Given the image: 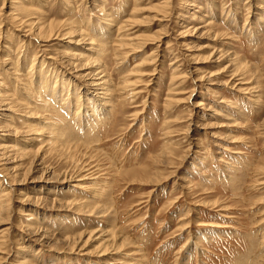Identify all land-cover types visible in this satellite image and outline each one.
Listing matches in <instances>:
<instances>
[{
  "label": "rangeland",
  "instance_id": "rangeland-1",
  "mask_svg": "<svg viewBox=\"0 0 264 264\" xmlns=\"http://www.w3.org/2000/svg\"><path fill=\"white\" fill-rule=\"evenodd\" d=\"M9 1L0 0V95L13 111L1 104L0 170L8 178L0 177L12 202L0 215V235L9 237L0 264H264V0H169L167 7L165 0H49L43 15L75 21L96 40L97 55L70 38L41 49L33 35L12 29ZM129 37L147 45L124 46ZM76 51L99 58L111 81L116 107L96 133L86 127V109L75 108L78 95L93 97L65 63L85 62ZM36 55L50 64L32 67ZM144 59L140 68L153 76L135 73ZM53 67L70 79L64 93ZM53 80L56 99L43 97L53 98L60 117L27 96L40 89L36 81ZM68 92L70 99L60 96ZM53 114L66 119L72 140H48L42 120L53 122ZM93 231L108 234L83 247Z\"/></svg>",
  "mask_w": 264,
  "mask_h": 264
},
{
  "label": "bare ground",
  "instance_id": "bare-ground-1",
  "mask_svg": "<svg viewBox=\"0 0 264 264\" xmlns=\"http://www.w3.org/2000/svg\"><path fill=\"white\" fill-rule=\"evenodd\" d=\"M39 2V3H37V2ZM48 1L49 0H33L32 2V4H35L34 5V7L33 6H30L29 5V7L26 5L25 6V0H10L9 2L11 3V6H10V10H9V21H11L10 23H12L11 25L13 26L12 27V29L14 30V31H24V32H26L27 34L25 35V37H29V36H31V35H33L37 40H38V43H39V45H38V47H40L41 49L42 48H46L48 45L47 44H42V42H50V41H52V40H54V39H59V38H65V39H68V38H70V39H74L73 40V42H75V44H79L80 42H83V43H85L87 46H88V49H86V47H84L83 46V50H89V51H91V52H93L94 54H96V53H98V52H100V49L98 48V44H97V42H96V40L93 38V37H91V35H89V34H87V33H85V29L83 30L82 28H81V26H77V25H75L76 24V22L75 21H71V22H69V21H56V19L54 20V19H48V18H46V16H44L43 15V12H44V10H42L43 9V6H46V4L48 3ZM164 1V0H163ZM29 2H30V0H29ZM29 4H31V3H29ZM137 4V3H136ZM163 5H165L166 7L167 6H169V4H170V1L169 0H165L163 3H162ZM161 5V4H160ZM200 5V4H199ZM33 7V8H32ZM163 7V6H162ZM196 7H198V5L196 6ZM200 7V6H199ZM203 6H201L200 8H202ZM154 8V7H153ZM160 8V7H159ZM164 9V8H163ZM204 9V8H203ZM168 10V9H167ZM140 11H142V9L140 10V9H137V10H135V14H138ZM165 11H166V9H165ZM164 11V12H165ZM38 12H41L42 14H38ZM168 12H170L169 10H168ZM46 13V12H45ZM134 14V13H133ZM133 14H131L130 16H132ZM162 14V13H161ZM46 15V14H45ZM167 15V14H166ZM205 16H207V14H205ZM154 17H157V16H153L152 18H154ZM161 17V16H160ZM163 17V16H162ZM26 19V20H25ZM135 18L134 17H132L131 19L129 18V20H134ZM158 19V18H157ZM116 20V19H115ZM129 20H126V22H128ZM199 20V19H198ZM107 21H109V20H107ZM153 21H154V19H153ZM212 22V21H211ZM210 22V23H211ZM81 23V22H80ZM106 23H108V22H106ZM82 24V23H81ZM119 24V23H118ZM107 26H108V24H106ZM126 25H128V23H125L124 24V26H126ZM192 25V24H191ZM191 25H187L188 26V31H195L196 32V30H198V29H201L202 27H197V28H195L194 26H191ZM194 25V24H193ZM110 26V25H109ZM112 26V25H111ZM110 26V27H111ZM118 26V25H117ZM124 26H119L121 29L124 27ZM9 28V27H8ZM101 28V27H100ZM109 28V27H108ZM194 28V29H193ZM117 29H119L118 27H117ZM12 32V34H14L15 32ZM120 31V30H119ZM118 32V31H117ZM199 32V31H198ZM208 32V31H207ZM6 33H7V31H6ZM203 33V32H202ZM4 34V31H3V29H2V26H0V39L2 38V35ZM25 34V33H24ZM98 34V33H97ZM193 33H191V35H192ZM198 34V33H197ZM201 34V33H200ZM204 35V34H203ZM16 36V35H15ZM20 36V35H19ZM18 36V37H19ZM32 36V37H33ZM129 36V35H128ZM199 37H200V35H199ZM19 38H21V37H19ZM100 38V37H99ZM107 38V37H106ZM106 38H104L103 40H105ZM5 39V38H4ZM22 39V38H21ZM34 39V38H33ZM108 39V38H107ZM141 39L143 40V38L141 37ZM100 40H102V39H100ZM129 41H131V42H128V43H126V42H123V45L124 46H128V45H133V47L135 46V47H140V46H138V45H145L146 43H144V42H141V43H137V41H136V38H130L129 37V39H128ZM136 41V42H135ZM101 42V41H100ZM99 42V43H100ZM103 43V42H102ZM62 44V43H61ZM65 44V43H64ZM72 44H74V43H72ZM1 45V44H0ZM66 45V44H65ZM92 45H96V46H92ZM102 45V44H101ZM147 45V44H146ZM4 46V48H5V51L8 53H6L7 55V57H9L10 55H11V46L8 44V42H5V44L3 45ZM62 46H64V45H62ZM67 46V45H66ZM65 49H67V48H65ZM46 50V49H45ZM62 52V51H61ZM64 53H66V52H64ZM92 53V54H93ZM231 54V53H230ZM74 55L75 56H77V57H79V59H77V60H79V61H83V60H85V62H83V63H81V62H79L80 64L79 65H76L75 64V62L74 61H71V60H69V61H67V62H65V63H67V65H69V64H71V65H73L74 66V68L77 70V73H78V75L80 76V78H82V79H84V85L87 87V88H89V89H91V90H93V97H87L86 99H83L82 98V96L81 95H78L77 96V100H76V104L78 105H75V108H77L76 110L77 111H79V110H84V108L86 109V110H84V112H83V114L82 115H84V117H85V121H87V123H86V127H87V129H89V130H91L92 132H94V133H96L97 132V130H98V128H97V126L102 122V121H105L106 119H108V117H110V114H111V116H112V113L114 112V108L116 107V103H115V101H114V99H113V95H112V89H110L109 88V85H110V83H111V81H110V78H109V76L107 75V73H106V71H105V69H102V67L100 66V59L99 58H96L95 57V59H92V58H88L90 55H88V56H85L86 54L84 53V52H75L74 53ZM97 55V54H96ZM5 56V55H4ZM64 57H65V54L63 55ZM12 57V56H11ZM67 57H69V56H67ZM86 57V58H85ZM178 57V56H177ZM70 58V57H69ZM72 58V57H71ZM6 59V58H5ZM38 59H39V57L36 55L35 57H34V59L32 60L33 62L31 63L33 66L32 67H34L35 66V64H37V62H38ZM179 59V58H178ZM6 60H11V58L9 57L8 59H6ZM6 60H4V61H6ZM20 60V59H19ZM66 59L64 58V61H65ZM146 59H144L139 65H137V69H136V71H135V73L136 74H138L139 76H141V77H144V76H147V75H150V76H153L154 75V73H151L150 72V70H149V72L151 73V74H148V73H144L143 71H142V69L140 68V67H143L144 68V65L145 64H147L146 63V61H145ZM24 61H26V60H24ZM148 61V60H147ZM238 60L236 59V57H234V59L232 60V63L235 65V67H236V70L235 71H238V68H239V64H238V62H237ZM7 62V61H6ZM40 62H42L41 64H44V66L46 65V63H48L47 61H46V59H43L42 61H39L38 63H40ZM70 62V63H69ZM5 63V62H4ZM8 63H9V61H8ZM16 62H14V64H15ZM25 63V62H24ZM48 64H50V63H48ZM2 65H3V63H2ZM21 65H23L22 63H21ZM25 65V64H24ZM12 66V65H11ZM14 66V65H13ZM17 66H19V62L17 63ZM4 67H5V65H4ZM7 67V66H6ZM9 67V66H8ZM22 67V66H21ZM24 67V66H23ZM38 67H39V65H38ZM152 67V66H151ZM157 67V66H156ZM156 67L154 68V69H156ZM241 67H242V64H241ZM41 68V67H40ZM39 68V69H40ZM81 68V69H80ZM146 68V67H145ZM4 69V68H3ZM10 69V68H9ZM12 69V68H11ZM16 69V68H15ZM19 70H20V67L18 68ZM87 70V71H86ZM51 71H52V73L54 74V75H56L55 77H58L59 78V80H61V84H62V92L64 93V91L66 90L65 89V84H69V86H68V88H71V85H70V79L68 78V79H65V78H62V77H60L59 76V72L57 71V69H56V67H53V68H51ZM0 72H1V70H0ZM15 72H16V70H15ZM18 73H19V71H17ZM41 72V69H40V71L38 72L39 73V75L41 76L42 75V72ZM11 73H12V70H11ZM27 73V72H26ZM51 73V74H52ZM15 74H17V73H15ZM21 73H19V75H20ZM28 74V73H27ZM36 74V73H35ZM156 74V73H155ZM217 74H221V73H217ZM216 74V75H217ZM223 74V73H222ZM238 74V73H237ZM18 75V76H19ZM48 75V74H47ZM2 76V75H1ZM32 76H34V74L32 75ZM46 76V75H45ZM44 76V77H45ZM212 76H215V74L213 75H211L210 77H212ZM51 77L52 76H50V79H51ZM217 77V76H216ZM151 78V77H150ZM201 78V77H200ZM40 79V78H39ZM198 79V78H197ZM202 79H204V77L202 78ZM218 79V78H217ZM221 79V78H220ZM16 80H17V76H16ZM18 80H20V79H18ZM17 80V81H18ZM173 80H174V78H173ZM46 81V80H45ZM48 81V80H47ZM51 81V80H50ZM54 81V80H53ZM204 81V80H203ZM219 81V80H218ZM2 82V81H1ZM42 82V81H41ZM39 82V84H38V82L36 81L35 83H34V86L33 87H35V88H37V87H39L40 89H37V93L36 94H31V93H29V94H27V96L29 95V98H32V100H34V98H36V97H40L42 100L41 101H43V102H45V107H44V109H46V110H43V111H45L46 113H48V114H50V112L49 111H55V112H58V114H56L58 117H60V109H58L59 108V106H57L58 108H56V104H53L52 102L54 101L53 100V98L57 95L56 94V92H55V88H56V85H59V83L57 84V81H54V83L52 84V85H50L49 86V84H50V82H49V84H45L44 82ZM202 82V81H201ZM1 84V83H0ZM2 84H3V82H2ZM215 84H217L216 82H215ZM243 84H246V83H243ZM32 85V84H31ZM240 85V84H239ZM79 87H77V89L78 88H81V86L80 85H78ZM3 87V86H2ZM5 87V86H4ZM24 87V86H23ZM28 87L30 88V85H28ZM29 88H25V89H27V91L28 92H32V87L29 89ZM239 88V87H238ZM8 89V88H7ZM245 89V88H244ZM10 90V89H9ZM35 90V89H34ZM136 90V89H135ZM241 90V89H240ZM2 91V90H1ZM0 91V92H1ZM68 91V90H67ZM3 92V91H2ZM6 92V91H5ZM26 92V91H25ZM50 92V93H49ZM78 92H80V90H78ZM142 92V91H141ZM179 92V91H178ZM244 92V91H243ZM48 93V95H50L51 97H53V98H51L50 99V97L49 98H45V97H43V95L45 96L46 94ZM136 93H137V91H136ZM136 93L134 94V95H136ZM180 93V92H179ZM9 94V93H8ZM5 95L6 96H4V94H3V96L2 95H0V107H1V104L3 105V102H5V101H7L8 100V98H6L7 97V94L5 93ZM67 96L66 98H65V100L66 99H70V94H69V92L66 94H61L60 96ZM127 95V94H126ZM139 95V94H138ZM14 96V95H13ZM85 96H86V94H85ZM88 96V95H87ZM258 96V95H257ZM15 97V96H14ZM193 97V94L191 95V97H188L189 98V100H190V98H192ZM136 98V97H135ZM10 99V98H9ZM54 99H56V98H54ZM10 100H12V99H10ZM17 101V100H16ZM15 101V102H16ZM25 102V101H24ZM179 102H181V101H179ZM182 102H186V101H182ZM200 102V101H199ZM12 103V102H11ZM65 103V102H64ZM98 103H99V105H98ZM225 103V102H224ZM227 103V102H226ZM6 104V105H5ZM9 103H4V105H5V107L7 106V108L5 109V110H12V107L10 106V105H8ZM95 104V105H94ZM203 105H204V103H202ZM15 105V104H14ZM32 106H33V104H31ZM74 105V104H73ZM31 106V107H32ZM35 106V105H34ZM33 106V107H34ZM197 106V105H196ZM199 106H202L201 105V102L199 103ZM31 107H27V108H31ZM36 107V106H35ZM83 107V108H82ZM95 108L96 109H98V112H95L96 110H95ZM212 108V107H211ZM228 108V107H227ZM230 108V107H229ZM0 109H2V108H0ZM81 110V111H82ZM13 111V110H12ZM33 112H35V111H30L29 113H30V117H33V114H35V113H33ZM143 113H144V110H143V112L142 111H140V112H137L136 114H134V117H135V119L136 118H139V117H141V115H143ZM3 114V113H2ZM80 114V113H79ZM79 114H77V115H79ZM12 116V115H11ZM35 116V115H34ZM44 116H45V114H44ZM67 116V115H66ZM93 116V117H92ZM5 117H6V115H5ZM8 117V116H7ZM35 117H37V116H35ZM34 117V118H35ZM47 117V116H46ZM77 117V116H76ZM80 117H82V116H80L79 115V118ZM226 117V116H225ZM228 117V116H227ZM10 118H13V117H10ZM38 118V117H37ZM44 118V117H43ZM51 118H53V120H54V114H53V116L51 117ZM68 118V117H67ZM47 119V118H46ZM50 119V118H49ZM48 119V120H49ZM81 119V118H80ZM111 119V118H110ZM10 120V119H9ZM8 120V121H9ZM70 120V119H69ZM75 120H77V119H75ZM42 121H44L43 123L49 128V135H48V140H57V141H70V140H72L73 139V135L70 133V132H73V130H72V128H70V126L69 125H66L65 124V122H66V119L64 118H62L60 121H61V123L56 119V120H54L53 122H51L50 120V122L49 121H46L45 119H43ZM1 126V125H0ZM2 126H3V124H2ZM10 126V125H9ZM223 126H229L230 127V124H224ZM0 128H3V127H0ZM4 128H6V127H4ZM3 128V129H4ZM9 129H10V127H8ZM8 128H7V130H8ZM12 128V127H11ZM13 130V129H12ZM15 130H19V129H15ZM94 130V131H93ZM6 131V130H5ZM4 131V132H5ZM0 132H2V129H0ZM12 132V131H11ZM13 132H14V130H13ZM17 132V131H16ZM40 132V131H39ZM190 132V131H189ZM20 133V132H19ZM27 133V132H26ZM31 133H33V132H31ZM37 133V132H36ZM17 134V133H16ZM25 134V133H24ZM38 134V133H37ZM15 135V134H14ZM18 135V134H17ZM29 135V134H28ZM40 135V134H39ZM23 136V135H22ZM41 137V136H40ZM35 138V137H34ZM42 138V137H41ZM46 139H47V137H45ZM44 138V139H45ZM27 139V138H26ZM86 138H84V140H85ZM14 140V139H13ZM82 140V139H81ZM94 139L92 138V139H89L88 138V140L86 141L85 140V143H87V145H91V144H93V143H96L95 141H93ZM16 141V140H15ZM32 141V140H31ZM74 141V140H73ZM78 141V140H77ZM17 142V141H16ZM15 142V143H16ZM39 142V141H38ZM44 143V142H43ZM8 144V143H7ZM13 144V143H12ZM17 144V143H16ZM17 145H19V144H17ZM24 145V144H23ZM22 145V146H23ZM14 146V145H13ZM21 145H20V147H22ZM5 144L4 143H2V144H0V150L2 151V149L4 148L5 149ZM8 147V146H7ZM19 147V146H18ZM3 149V150H4ZM11 149V148H10ZM9 149V150H10ZM16 148H14V150H15ZM24 149V148H23ZM5 150H7V149H5ZM13 150V151H14ZM12 151V150H11ZM10 151V152H11ZM12 151V152H13ZM21 151V150H20ZM4 152V151H3ZM12 152H11V154H12ZM17 152V151H16ZM15 152V153H16ZM22 152V151H21ZM20 152V153H21ZM237 153H239V151H236ZM19 153V152H18ZM23 154V153H22ZM13 155H14V153H13ZM18 155V154H17ZM3 156V155H2ZM5 157H6V155H5ZM14 157V156H13ZM7 158V157H6ZM2 159V158H1ZM12 159V158H11ZM6 160V159H5ZM6 164V163H5ZM0 175H2L3 176V178L4 177H7L8 178V176H6L1 170H0ZM56 179V178H55ZM78 180V179H77ZM80 180H83V178L82 179H80ZM3 179L0 177V215H7V213L6 212H8V210L10 209V203L12 202V199H10V194H12L11 193V190L9 189V186L7 185V187L5 186V182L3 181ZM13 181H15V180H13ZM22 196V195H21ZM24 196V195H23ZM43 201V200H42ZM22 202V201H21ZM90 205V204H89ZM19 210H21V209H19ZM103 211V210H102ZM20 214V213H19ZM6 219V218H5ZM28 225V224H27ZM30 227V226H29ZM31 229V228H30ZM34 234V233H33ZM107 234L108 233H106V232H102V233H100V232H98V231H93V232H91L90 234H89V236H88V238L84 241V239H83V237H82V235H80L79 236V241L80 240H82V241H80L79 243H81V244H83V247L84 246H86V244H88V241L91 239H93V237L95 236V238H96V240H101V239H104V237L105 236H107ZM114 235V234H113ZM97 236V237H96ZM8 237V236H7ZM6 236H2V235H0V248H2L5 244H6V238H7ZM9 238V237H8ZM8 238H7V240H8ZM47 238H48V236H47ZM78 238V237H77ZM71 239V238H70ZM73 239V238H72ZM66 240V239H65ZM69 240V239H68ZM70 241V240H69ZM105 241H106V243H105ZM111 240L110 239H108V240H104L103 242H102V244L104 243L105 245H108L109 246V244H107L108 242H110ZM125 239H123L121 242H118V244L120 245V248L121 247H123V245L125 244ZM75 243V242H74ZM78 244V243H77ZM74 245V244H73ZM80 245V244H79ZM112 245H114V242H113V244ZM76 246V245H75ZM75 246H71V247H73L72 248V251L76 248ZM25 249V248H24ZM77 250V249H76ZM108 252V249H106V251L103 253V254H105V253H107ZM23 260H25V259H23ZM22 260V261H23ZM30 260V261H29ZM28 260V262H32V259H29ZM21 261V262H22ZM23 263V262H22Z\"/></svg>",
  "mask_w": 264,
  "mask_h": 264
}]
</instances>
